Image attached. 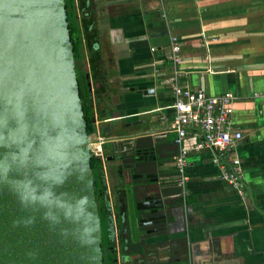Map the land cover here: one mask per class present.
Returning <instances> with one entry per match:
<instances>
[{
	"label": "crops",
	"instance_id": "crops-1",
	"mask_svg": "<svg viewBox=\"0 0 264 264\" xmlns=\"http://www.w3.org/2000/svg\"><path fill=\"white\" fill-rule=\"evenodd\" d=\"M91 5L98 49L93 58L99 59V71L90 70L98 90L94 117L101 124L117 121L109 133L98 126L99 135L130 137L140 133L137 124L143 118L159 123L150 129L162 131L154 152L174 177L165 180L159 174L166 186L160 197L172 207L167 229L160 233L139 221L144 216L137 205L144 196L134 190L143 183L125 184L126 194L132 185V195L128 200L120 192V202L135 240L118 264H264V0H92ZM171 37L180 46L179 85L212 97L229 94L228 116L242 136L231 153L240 162L243 196L220 179L219 163L212 159H225L222 152L188 153L186 224L181 206L175 212L169 199L176 190L168 108L173 101V66L167 59ZM188 132L185 146L190 148L201 138Z\"/></svg>",
	"mask_w": 264,
	"mask_h": 264
},
{
	"label": "water",
	"instance_id": "water-1",
	"mask_svg": "<svg viewBox=\"0 0 264 264\" xmlns=\"http://www.w3.org/2000/svg\"><path fill=\"white\" fill-rule=\"evenodd\" d=\"M158 124L143 118L139 134L101 141L145 138L155 162ZM92 150L64 0H0V264H104ZM155 168L174 179L167 163ZM157 175L134 190L139 220L162 225L153 233L172 210Z\"/></svg>",
	"mask_w": 264,
	"mask_h": 264
},
{
	"label": "built area",
	"instance_id": "built-area-1",
	"mask_svg": "<svg viewBox=\"0 0 264 264\" xmlns=\"http://www.w3.org/2000/svg\"><path fill=\"white\" fill-rule=\"evenodd\" d=\"M180 46L176 37L170 38V50L167 59L173 66L172 91L173 101L168 107L172 110L170 130L175 133L173 144L176 154L173 164L176 169V197L181 201L182 214L185 224L188 221L186 209V197L188 196L186 165L188 153L193 150L211 149L222 152L225 159L214 157L213 163H219L220 179L228 186L237 190L241 196L244 195L241 187L240 162L232 155L233 148L238 140L242 138L239 131L233 130L229 119L228 105L230 95L207 96L201 89L190 91L179 85L180 72L177 68L181 62L179 55ZM195 131L194 136L200 134L201 140L192 147L185 146L188 131Z\"/></svg>",
	"mask_w": 264,
	"mask_h": 264
},
{
	"label": "flooded vegetation",
	"instance_id": "flooded-vegetation-1",
	"mask_svg": "<svg viewBox=\"0 0 264 264\" xmlns=\"http://www.w3.org/2000/svg\"><path fill=\"white\" fill-rule=\"evenodd\" d=\"M75 2V9L77 13V21L79 23V26L81 25V18H90L91 17V8H92V0H74ZM92 26V23H91ZM85 62V60L83 61ZM81 71L85 73L87 71L85 78L87 79V85L89 88L90 93V99L92 101V110H93V124H94V131L89 136V139L92 144V148L94 149V153L98 158L101 160V172H102V178L101 183L104 187L103 193H102V206H105V211L107 213V219H108V232L110 236V242L113 244V249L116 252V262L123 260V251L121 248L122 244L126 245L127 242L131 243L133 242L134 236L131 234L129 227L127 225L126 220V211L123 208L122 202L120 200H123L124 195L120 192H125V184L128 181H132V179H136V182H140L143 184H148L149 182H152L156 179L157 170L155 168V165L158 161H161L158 159L155 162H148L144 161V156L142 155V152L140 149L142 148V145L133 146V144L125 145L123 144L125 140H117L115 142H102L101 139H106V137H101L98 131L99 129H102V127L105 125L108 129L111 128V126L117 122L114 119L112 123L107 124H101V120H97L99 123H96L95 117H94V100L95 96L98 94L96 90L97 85L94 81V78L91 76L90 71H88V67L81 66ZM101 80V77H100ZM94 91L97 93L95 94ZM97 97V96H96ZM114 117H110L112 119ZM108 122V121H107ZM97 124V125H96ZM112 124V125H111ZM118 124V123H117ZM97 132V134H96ZM118 133V130H115L114 134ZM94 137L93 140L91 137ZM118 137V136H116ZM127 142V141H126ZM157 150V147L155 148ZM159 154V152H157ZM139 175H142L141 177ZM145 176H148V178H145ZM157 178L159 180V174L157 175ZM138 180V181H137ZM159 182V181H158ZM154 184V183H153ZM156 184V183H155ZM160 184V182H159ZM162 194V193H161ZM127 195V194H126ZM176 192H174L169 199L173 200V205H175V212L176 210L179 211L181 202L178 197L175 196ZM168 199V200H169ZM177 200V201H176ZM97 203L98 211L101 208V204ZM182 208V206H181ZM178 213V212H177ZM180 214V213H179ZM100 218V217H99ZM140 222L146 223V221L139 220ZM154 227L160 228L162 225H155ZM131 228V227H130ZM152 230V228H151ZM146 231V230H145ZM139 242V241H138ZM141 244V243H140ZM121 250V251H119ZM121 257V258H120ZM134 261L133 264H143L141 261L137 262Z\"/></svg>",
	"mask_w": 264,
	"mask_h": 264
},
{
	"label": "trees",
	"instance_id": "trees-1",
	"mask_svg": "<svg viewBox=\"0 0 264 264\" xmlns=\"http://www.w3.org/2000/svg\"><path fill=\"white\" fill-rule=\"evenodd\" d=\"M65 10L67 14V22L70 33V39L72 42L73 56L75 62V70L77 76V82L79 86V96L82 102V109L84 114V119L86 121V132L87 135H91L94 131L93 124V110H92V101L90 99L89 88L87 85V79L85 78L87 71L82 72L81 66H87L88 71H95L99 69L98 63L93 57L98 56V49L95 47L96 39L94 38L92 26L90 19L82 17L81 18V27L83 28L80 31V26L77 21V13L75 9L74 0H64ZM85 49V50H84ZM85 54L89 55V60L86 62ZM85 60V62H83ZM96 66V68L94 67ZM99 71V70H98ZM98 74V72H97ZM100 78V76H99ZM98 93V91H97ZM95 93V94H97ZM90 165L93 173L94 179V188H95V199L98 204H101V208L98 211L100 217V226H101V249L103 253V263L104 264H118L116 262V252L113 249V244L110 242V236L108 232V219L107 213L105 211V206H102V193L104 187L101 183L102 172H101V160L98 156L95 155L94 150H92V156L90 160ZM177 191V188L175 192ZM131 243L127 242L126 245L122 244L121 248L123 253L126 248H130ZM130 251V250H129ZM131 252V251H130ZM122 253V255H124Z\"/></svg>",
	"mask_w": 264,
	"mask_h": 264
},
{
	"label": "rangeland",
	"instance_id": "rangeland-1",
	"mask_svg": "<svg viewBox=\"0 0 264 264\" xmlns=\"http://www.w3.org/2000/svg\"><path fill=\"white\" fill-rule=\"evenodd\" d=\"M109 132H111V128L108 129L107 133H109ZM93 138H94V137L92 136L91 139L93 140ZM94 139H95V138H94ZM130 141H131L132 144H136V143H135L136 140H130ZM143 141H148V140L145 139V140H143ZM93 150H94V149H93ZM128 191H129V193L127 194V197H128V200H129L130 197H131V195H132V192H131V191H133V187H132V185H130V183H129V186H128ZM130 194H131V195H130Z\"/></svg>",
	"mask_w": 264,
	"mask_h": 264
}]
</instances>
